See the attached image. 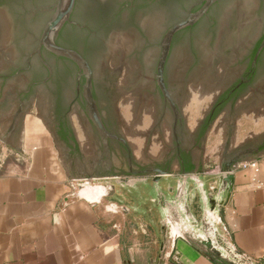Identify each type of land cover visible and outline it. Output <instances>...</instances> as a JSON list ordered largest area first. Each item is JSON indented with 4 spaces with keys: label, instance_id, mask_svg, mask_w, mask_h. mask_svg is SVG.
<instances>
[{
    "label": "flooded vegetation",
    "instance_id": "obj_1",
    "mask_svg": "<svg viewBox=\"0 0 264 264\" xmlns=\"http://www.w3.org/2000/svg\"><path fill=\"white\" fill-rule=\"evenodd\" d=\"M14 1L8 0L11 8H14ZM200 1L75 0L69 20L59 28L54 41L76 50L87 61L91 69V100L85 94L87 77L84 70L69 58L44 47H41L39 57L35 52L38 39L23 64L11 65L13 71L0 74L4 84L9 81L24 83L25 86L15 92L19 108L24 106L27 96L45 99L48 124L58 140L65 141L67 148L72 144L71 139L74 141L76 149L64 154L69 165L75 158L79 162L83 160L69 117L74 105L80 106L82 114L75 109L77 119L81 127L90 132L91 139V160L88 161L91 174L82 178L116 179L106 189L104 203L110 209L138 211L143 207L142 203L147 202L148 211L157 215L160 208L155 197L172 198L173 194L167 193L176 183L180 189V185L183 186V196L186 195L194 209L197 221L193 224L198 229L207 208L206 204L197 203V194L190 188L187 190L186 181L211 179L207 182L210 187L215 179L213 175L219 173L221 167L219 165L214 171L215 166H207L203 157L207 129L214 119L226 118L245 104L256 100L264 103V44L261 46L264 41V0H216L191 24L174 31L163 49L162 42L169 27L189 12L198 10ZM54 3L43 9L21 10L18 18L52 12ZM240 29L243 38L238 42L230 41L231 36L241 32ZM191 41V50L180 60L175 58L177 48ZM8 53L4 52L9 56L0 54V57L4 64L10 65L14 58ZM214 70L215 97L200 121L194 127H188L182 106L186 84L201 72ZM99 76H104L108 85L98 83ZM70 83L74 92L72 97L66 94ZM120 85L135 92L131 106V122L133 127L136 125L137 132L133 137L139 143L135 154L130 140L122 132L125 121L119 116L120 99L112 95V89ZM92 109L103 125L102 132L92 119ZM152 145L158 147V151L152 152ZM114 159L119 160L120 165H115ZM80 163L81 169H85L86 164ZM175 179L187 180L178 183ZM214 191L215 188L212 193ZM225 193H220L223 199ZM215 222L220 224V237L230 240L220 215L216 216ZM161 226L160 221L161 245H165L168 264H173L176 255L172 239L177 231Z\"/></svg>",
    "mask_w": 264,
    "mask_h": 264
},
{
    "label": "crops",
    "instance_id": "obj_2",
    "mask_svg": "<svg viewBox=\"0 0 264 264\" xmlns=\"http://www.w3.org/2000/svg\"><path fill=\"white\" fill-rule=\"evenodd\" d=\"M30 109L14 146L0 138V264H156L160 221L162 228L177 231L173 237L177 264H213L187 240L197 238L199 229L183 202L182 185L177 193H167L172 198L155 197L157 215L148 211L147 202L138 211L116 212L104 203L105 197L99 203L79 198L76 182L91 174V168L79 172L66 165L64 154L76 149L74 141L67 148L38 111ZM219 155L221 166L238 159L230 201L222 214L214 210V215L221 216L230 239L243 253L255 264H264V188L253 186L252 171L241 166L257 160L258 178L264 180V139L226 141ZM213 212L202 214V224H213Z\"/></svg>",
    "mask_w": 264,
    "mask_h": 264
},
{
    "label": "water",
    "instance_id": "obj_3",
    "mask_svg": "<svg viewBox=\"0 0 264 264\" xmlns=\"http://www.w3.org/2000/svg\"><path fill=\"white\" fill-rule=\"evenodd\" d=\"M215 1L216 0H201V6L198 10L195 12H189L183 19L171 25L164 35L162 42L163 49H166L164 44L168 42L174 31L191 24L194 20L204 14L209 6ZM74 2L75 0H16L13 2L14 8H11L12 5L9 4L8 0H0V54L3 57H7L10 55L9 53H11L12 56L10 58H14L13 63L9 65L4 64L0 57V74L8 73L11 70L13 71L11 65L18 66L23 64L26 54L35 46L38 39L35 52L39 57H41L40 49L41 47H44L49 52L69 58L74 63H76L79 68L84 70L87 77L85 94L86 97L91 100V69L87 61L76 50L60 46L54 41V36L59 28L65 21L69 20ZM53 3L54 6L52 8V12L44 11L39 14H30L25 18H18L19 11L21 10H34L35 8L43 9ZM238 31L241 32L236 33L233 37L231 36L230 41L238 42L243 38L242 29ZM263 44L264 41L261 43V46ZM192 46L193 43L191 41L187 42L180 48L178 47L175 51V58L180 60L182 56L191 50ZM4 52H9V55H5ZM195 80H206L212 84H215L216 70L212 72H201L197 75V77H194L189 81ZM99 81L108 85V83L105 82L106 78L104 76H99L97 78V82L99 83ZM14 82L9 81L8 83L4 84L0 79V138L12 146H14L17 142L19 130L21 128V120L27 109L31 106L34 98L33 95L27 96L24 99V106L19 108L15 97V92L17 89L23 88L25 85L23 82ZM97 86H99V84H97ZM66 94L69 97L73 96L74 92L72 83H70L68 86ZM121 94L135 95V92L134 89L128 88L124 85H120L112 89L113 96H119ZM101 105H103V101H101ZM35 106L38 107L40 115L47 119L48 109L46 108L47 104L45 99L35 100ZM74 106L75 108L73 111H75V109L79 110L80 106L78 104ZM92 112L93 113L91 115L95 125L101 132L104 131L97 112L95 110L93 111V109ZM237 159V157L236 159L232 158L231 160L223 163V165L220 167L219 173L213 175V178L215 179H212V185L210 187H208L207 182H209L211 179H188L186 181L185 186L187 190L190 188V191L197 194V203L201 205L206 204L207 213L203 212V215L211 216V213L218 204L219 206L216 212L219 214L222 207H224L230 201L231 185L233 181V164L237 162ZM102 180L83 178V180L77 181L76 195L90 203H99L101 199L107 195V186L116 179ZM208 188H210V191ZM213 188H215V191L212 193ZM177 189L179 190L178 185H176V189H174L175 193H177ZM172 191L173 187L169 189V193L171 194ZM223 192H226L225 199H223V195H221ZM183 198V202L185 203L188 212L191 214V221L196 222L197 218L193 211L194 209L191 207L190 201L187 200L186 195L183 196ZM216 216L218 215H214L213 212L211 217L213 224L211 222L204 223L205 226L202 224L203 219H200V229L196 233L197 238H193L192 240L187 238L191 245L213 264H255L254 260L243 253L231 239L223 240L220 237V224L215 222ZM220 220L222 221L221 216ZM174 244L175 238L172 240V247H174ZM164 246L165 245L163 244L160 246V254L156 264H168V254L165 253ZM242 259L244 261H242ZM173 264H177V262L173 260Z\"/></svg>",
    "mask_w": 264,
    "mask_h": 264
},
{
    "label": "rangeland",
    "instance_id": "obj_4",
    "mask_svg": "<svg viewBox=\"0 0 264 264\" xmlns=\"http://www.w3.org/2000/svg\"><path fill=\"white\" fill-rule=\"evenodd\" d=\"M216 85L206 80H195L187 83V95L183 103V111L187 119L188 127H194L207 111L212 100L215 97ZM120 99V118L124 119V135L130 140L131 147L134 154L139 150V143L133 137L136 132L135 127L132 126V102L135 100V95L121 94L118 96ZM35 97L33 98L30 106L31 112L38 111L39 109L35 106ZM82 114L81 111H79ZM70 121L72 122L76 138L78 139L80 149L83 155V164H86L85 169L91 168V139L90 132L83 129L77 119L75 111H72L69 115ZM47 126L52 130V126L48 124V119L44 118ZM231 122V126L229 123ZM131 124V125H130ZM88 128V125L86 124ZM248 137L251 141L260 142L264 139V103L258 102V100L245 104L233 111L232 114L226 118L218 117L212 121L209 128L206 131L204 140V153L203 157L207 162V166L219 167L220 151L222 145L226 141L239 140L241 138ZM223 143V144H222ZM138 144V145H137ZM152 152L158 151V147L152 145ZM75 158L71 168L75 171L82 172L81 163ZM68 165L69 163H66ZM115 165H120V161L114 159ZM70 166V165H69ZM116 169H119L116 166ZM214 167V168H215Z\"/></svg>",
    "mask_w": 264,
    "mask_h": 264
},
{
    "label": "built area",
    "instance_id": "obj_5",
    "mask_svg": "<svg viewBox=\"0 0 264 264\" xmlns=\"http://www.w3.org/2000/svg\"><path fill=\"white\" fill-rule=\"evenodd\" d=\"M243 168H248L252 171L251 183L257 188H264V180L258 178L260 172V164L257 160L243 162L241 165Z\"/></svg>",
    "mask_w": 264,
    "mask_h": 264
},
{
    "label": "trees",
    "instance_id": "obj_6",
    "mask_svg": "<svg viewBox=\"0 0 264 264\" xmlns=\"http://www.w3.org/2000/svg\"><path fill=\"white\" fill-rule=\"evenodd\" d=\"M83 53L85 54V51H84V50H83ZM214 117H215V116H214ZM214 117H213V118H214ZM209 122H210V120H209V121H207V123H206V124H205V126L203 127V130H205V129H206V126H207V124H208ZM63 137H65V138H66L67 136H63ZM71 140L73 141V139H71Z\"/></svg>",
    "mask_w": 264,
    "mask_h": 264
}]
</instances>
